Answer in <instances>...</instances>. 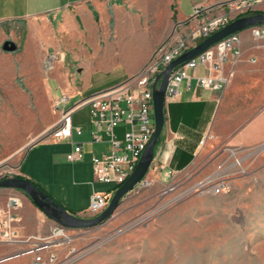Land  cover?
<instances>
[{
    "label": "crops",
    "instance_id": "obj_1",
    "mask_svg": "<svg viewBox=\"0 0 264 264\" xmlns=\"http://www.w3.org/2000/svg\"><path fill=\"white\" fill-rule=\"evenodd\" d=\"M250 1L252 11L264 13V0ZM230 2L234 0H0V136L5 132L20 138L26 147L16 175L39 184L70 214L85 218L94 191L104 184L94 178L91 158L108 151L110 143L91 116L86 123L74 121L75 112L88 106L72 114L71 125L83 129L80 135L74 130L71 137L54 139L49 132L59 120L55 103L65 95L68 108L100 91L99 73H118L112 84L126 81L161 42L190 32L198 23L196 7L214 16L228 11ZM239 34L243 54H232L224 63L229 80L224 88H199L193 79L189 87L182 81L178 97L166 102L148 178L164 180L169 168L181 172L195 161L206 163L209 146L231 151L264 144V40L253 39L252 27ZM5 40L15 42L16 51L2 50ZM92 133L102 142H94ZM76 143L82 144L85 157L68 162ZM2 144L0 140V148ZM11 194L21 198L20 233L47 235L55 221L23 191L0 188V207ZM6 255L0 249V257Z\"/></svg>",
    "mask_w": 264,
    "mask_h": 264
},
{
    "label": "rangeland",
    "instance_id": "obj_2",
    "mask_svg": "<svg viewBox=\"0 0 264 264\" xmlns=\"http://www.w3.org/2000/svg\"><path fill=\"white\" fill-rule=\"evenodd\" d=\"M249 12L243 7L236 17ZM95 76L102 90L117 85L111 80L118 73ZM74 118L86 123L90 114L82 108ZM0 140V175L15 176L26 147L5 132ZM209 147L206 163L195 161L164 180L146 175L151 183L130 190L105 222L71 229L73 246L81 250L74 264H264V144L231 151ZM209 177L227 179L228 190L204 186ZM0 249L16 252L7 245ZM31 262L27 254L0 264Z\"/></svg>",
    "mask_w": 264,
    "mask_h": 264
},
{
    "label": "built area",
    "instance_id": "obj_3",
    "mask_svg": "<svg viewBox=\"0 0 264 264\" xmlns=\"http://www.w3.org/2000/svg\"><path fill=\"white\" fill-rule=\"evenodd\" d=\"M229 6L228 11L214 16H206L200 7H196L193 10V16L197 18L198 23L190 28V32L184 35H174L161 42L152 51L148 63L126 81L104 90L100 89L68 108L65 95L55 103L53 110L59 115V120L49 132L54 139L71 137L74 130L80 135L83 129L80 126L71 125L72 114L75 109L88 106L91 123L103 130L105 138L110 143L108 151L93 155L91 165L94 169V178L98 182L110 185L111 188L107 191H94L85 218L94 217L107 208L113 197L111 190L127 181L130 173L136 169L146 146L150 143L155 130V123L151 119V114L154 112L152 95L154 81L158 79L157 83H159L164 76L165 67L191 47L196 46L199 40L234 20L243 7L251 8V1L234 0ZM239 35V33H230L215 45L204 49L196 57L178 63L167 79L166 102L178 97L182 81L188 82L189 87L193 79L199 88L214 91L224 88L229 81L223 75L224 63L232 54L238 58L243 54L240 49ZM251 35L254 40H264V25L256 24L252 27ZM47 62V68L51 67V62ZM199 70H204L205 73H198ZM62 103L64 107L61 106ZM119 129L121 130L120 135L117 133ZM91 139L96 143L103 140L97 133H92ZM203 142L204 140L201 144ZM84 157L82 144L76 143L68 152L67 161L79 162ZM237 163H241L239 159ZM178 173L169 168L165 171V176L173 178ZM149 183L151 181L144 177L136 186L143 187ZM203 184L211 187L215 193L226 192L229 188L227 179L223 177L216 179L209 177ZM20 206V196L11 194L0 207V242L5 245L18 246L14 254L1 258V260L28 254L32 264H74L80 257L81 250L73 246L72 242L75 237L70 233V229L55 222L47 235L24 236L20 233L21 221L18 216Z\"/></svg>",
    "mask_w": 264,
    "mask_h": 264
},
{
    "label": "water",
    "instance_id": "obj_4",
    "mask_svg": "<svg viewBox=\"0 0 264 264\" xmlns=\"http://www.w3.org/2000/svg\"><path fill=\"white\" fill-rule=\"evenodd\" d=\"M258 25H264V14L255 13V15H243L242 17L236 18L232 21H229L228 24L223 26L221 29H217L216 32L212 33L211 35L204 37L196 46L191 47L190 50H187L177 59L169 63L165 67L164 76L162 77L161 81L157 83L158 79L154 81V90L152 91V95L154 97L153 103V110L155 112L154 116V123H155V130L152 134V139L150 143L145 148V151L142 154L138 161V165L132 173H130L129 178L124 184H121L115 190V194L110 199L107 208L101 213L96 216H92L91 218H83L77 217L70 213H68L67 209L61 207L58 203H56L52 197L46 194L44 191L39 189L32 181L26 179L25 177H4L0 175V188H11L18 189L26 193L31 199L32 202L40 207V209L47 215L50 219H53L55 222L60 223L67 227L68 229L73 228H82V227H89L94 225H99L105 222L106 219L113 214L114 211L117 210L118 206L120 205L121 199L132 190L136 184L140 183L144 176L146 175L147 171L151 167V161L155 156V144L158 143L160 139L161 131L165 125L164 117H165V110L164 106L166 104V96L165 90L167 88V79L170 76V72L172 69L178 65V63H183L191 57H196L197 54L204 51V49L210 48L211 46L215 45L219 40L222 38L230 35V33H239L243 31V29H247L249 27H254ZM16 44L11 40H5L2 44V50H8V52L16 51ZM44 137L39 138L41 140ZM10 259V257L6 258ZM4 259V260H6Z\"/></svg>",
    "mask_w": 264,
    "mask_h": 264
},
{
    "label": "trees",
    "instance_id": "obj_5",
    "mask_svg": "<svg viewBox=\"0 0 264 264\" xmlns=\"http://www.w3.org/2000/svg\"><path fill=\"white\" fill-rule=\"evenodd\" d=\"M255 13H258V14H260V13H262V14H264L263 12H260V11H257V10H255V11H252V12H249V13H242V14H240V15H238L236 18H239V17H242L243 15H245V16H247V15H255ZM235 18V19H236ZM202 40V39H201ZM201 40H199L198 41V43L201 41ZM16 177H21V176H18V175H16ZM33 182V181H32ZM37 187L39 186V184H36L35 182H33ZM117 187H119V186H117ZM117 187L114 189V190H116L117 189ZM39 189H41V187L39 186ZM42 190V189H41ZM43 191V190H42ZM52 197V196H51ZM53 198V197H52ZM35 204V203H34ZM36 205V204H35ZM37 206V205H36ZM69 213V212H68Z\"/></svg>",
    "mask_w": 264,
    "mask_h": 264
}]
</instances>
